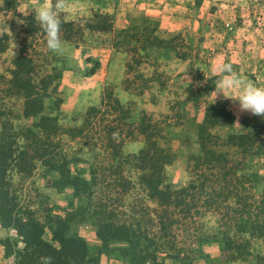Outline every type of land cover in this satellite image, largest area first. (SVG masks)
I'll return each mask as SVG.
<instances>
[{"label": "rangeland", "instance_id": "rangeland-1", "mask_svg": "<svg viewBox=\"0 0 264 264\" xmlns=\"http://www.w3.org/2000/svg\"><path fill=\"white\" fill-rule=\"evenodd\" d=\"M120 1L105 0L98 7L96 0H68L69 7L61 13L64 50L56 54L47 48L45 34L34 20L32 9L42 0H0V121L12 124L0 125V133H15L17 139V162L7 174L17 198V215L25 219L24 214L31 213L43 225L42 237L34 242L43 247L59 246L53 231L62 229L64 221V235L84 239L90 257L97 259L95 264H264V239L244 226L249 216L242 215V228L236 222L243 202L257 209L264 196V117L241 113L238 102L222 97L212 103L209 95L219 79L210 76L209 66L221 54L243 78L264 87V65L256 63L263 59L259 50L243 47L245 28H254L259 20L244 24V3L239 9L242 16L237 11L236 16L217 17L214 9L219 6L206 0H171L181 3L187 14L192 6L199 7L203 17L198 18L202 21L198 30L189 25L190 17L186 29L170 30L169 23L165 25L159 16H146L144 9L132 10L135 24L116 28L114 9L125 11V2L119 6ZM254 3L251 7L257 13ZM174 7L171 11L177 12ZM254 38L252 34L251 43ZM22 54L32 60L30 72L23 76L38 85L39 94L29 99L12 83L15 63ZM110 90L130 113L127 121L114 123H122L116 125L122 130L113 134L123 144L122 158L145 147L138 127L143 114L151 116L164 129L154 140L170 146L175 156L164 176H152L133 162L115 159L107 147L113 126L109 123L119 116L109 106L106 95ZM209 107L213 111L206 123ZM34 115L57 119V134L43 139L49 142L50 152L58 154L56 159L59 152L68 159L73 175L91 179L92 168H104L97 174L100 185L80 193L61 186L52 156L40 159L33 137L27 139L39 131ZM218 119L223 124L214 126ZM207 134L212 136L209 145L226 153L239 169L241 206L235 203V195L222 196L221 204L209 208L206 196L197 194L189 215L185 210L178 212V223L165 235L160 226L159 193L165 184L183 188L191 181L200 183L191 158L202 155V136ZM241 134L250 141L248 146L232 147L230 135ZM101 204L109 205L111 212L103 221L137 234L138 252L132 251L126 238H117L115 231L107 235L106 243L102 241L97 232L100 220L92 218ZM251 213L253 221H264V214L253 209ZM228 239L241 241L248 253L227 249L223 242ZM34 251L16 227H3L0 222V264H30Z\"/></svg>", "mask_w": 264, "mask_h": 264}, {"label": "trees", "instance_id": "trees-1", "mask_svg": "<svg viewBox=\"0 0 264 264\" xmlns=\"http://www.w3.org/2000/svg\"><path fill=\"white\" fill-rule=\"evenodd\" d=\"M65 25V23H63ZM15 80L13 87L18 93L23 95L26 99L32 98L38 95V85L33 81V79L24 77V73L30 72L32 67V60L26 55H21L18 61L15 63ZM106 97L109 100V106L111 111L118 112L119 116L114 118V120L109 123L113 125L110 127L109 138L107 141V147L112 149L114 158H122V142L116 141L113 134H116L118 130H122L119 126L122 123L117 124L120 121H127L130 118V113L122 105L119 98L114 97L113 91H109ZM212 108H208L206 114L205 122L211 120L210 114ZM34 121L36 127L39 128L38 132H31V135L27 139L29 140L33 137L34 150L38 154L40 159L48 158L49 156L53 158V167L60 175L61 186H71L73 189L80 193V191H89L93 187L100 185L97 179V174L99 171H104L103 167H98L91 169V179H86L82 176H75L71 172L70 162L68 159L60 154V160L57 158L58 154L50 152V144L43 139L44 135L49 138L53 137L59 130L58 122L56 118L42 115H34ZM231 119L229 113L226 115V119ZM117 122L116 124H114ZM230 123V122H228ZM223 120L213 121V125H222ZM0 125H12L11 123H2ZM119 125V126H116ZM4 127V126H3ZM139 133L145 137V147L138 153L131 155L129 157L122 158L123 163L134 164L136 168H141L142 170L149 171L150 175H162L167 166H169L174 160L175 156L172 148L168 145L164 147L159 145L154 139L159 136L164 129L160 127L159 122H153L152 117L143 114L142 119L139 123ZM7 129V128H3ZM134 132L130 133V137L133 138ZM4 133H0V222L3 227L14 226L16 227L18 233L26 240V244L35 248L33 258L29 262L30 264H47V258H51V264H95L97 262L96 258L90 257L89 248L87 243L81 237H68L64 235L63 227L65 222H60L62 229H54L53 234L55 240L58 242V247L53 245H44L45 247L37 244L38 239L43 235L44 227L31 213H25L26 218L23 219L21 216L17 215V198L10 189V184L7 178L8 171L16 162V152H17V139L16 135L9 134L3 136ZM212 136L207 134L202 136L201 151L202 155L197 157H192L194 162V170L197 172V177L200 183L191 181L186 187L175 188L170 184H165L163 189L160 191L158 196V204L161 210L159 215L160 226L165 235H168L173 227L178 223L177 215L181 210H185L188 215L195 206L194 201L198 195H204L206 198L205 206L211 208L212 206H217L222 203L219 198L225 196L234 197L237 196L236 204L241 206L240 195H239V184H242L241 179L237 177L238 170L234 164L228 158V155L222 151L214 149L213 145H209ZM229 143L231 146H236L242 148L243 146H248V138L245 135H230ZM252 147L254 143L251 144ZM52 147L56 145L51 143ZM57 147V146H56ZM58 148V147H57ZM22 155L26 154V151H21ZM23 161V159H22ZM218 185L216 186V184ZM238 183V184H237ZM228 191V194L226 192ZM215 200V201H213ZM227 200V199H226ZM239 200V201H238ZM109 205L101 204L96 205L97 210L94 211L92 218L98 219L100 221L98 224L97 232L104 243L108 241V236L111 231H115V236L117 238H126L127 241L132 245V251L138 252L140 249V240L134 231H129L125 226L114 227L113 225L103 221L104 219H109L110 213L107 208ZM242 208L240 209V218L236 221L239 222V228H242V215H248L249 217L245 221V229H249V232L253 235H257L264 239V221L262 218L253 221L251 218L252 209L259 215L264 214V196L261 197L257 209L253 207L252 203L243 202ZM246 213V214H245ZM60 226V227H61ZM106 230V231H104ZM106 234V235H105ZM108 235V236H107ZM227 249H235L240 255H244L243 252H247V249L242 250V242L235 241V239H228L223 242ZM246 245H250L249 241H246ZM28 248V252H29ZM142 251V250H141ZM32 255V254H31Z\"/></svg>", "mask_w": 264, "mask_h": 264}, {"label": "crops", "instance_id": "crops-1", "mask_svg": "<svg viewBox=\"0 0 264 264\" xmlns=\"http://www.w3.org/2000/svg\"><path fill=\"white\" fill-rule=\"evenodd\" d=\"M171 0H124V7L125 11L122 10H115L114 9V24L116 28H128L131 25L135 24L134 23V11L132 10H146L147 12L145 13L146 16H159L162 18V20L165 22V25L168 23L170 24V30H175L174 27H176L177 30H180L182 26H184L181 29H186L188 26V17H190L189 25L192 26L194 24V30H198L199 26L201 25L202 21L198 20V18H202V15H199V7L198 6H192L188 11L190 13L187 14V10H183V7L181 3L177 5V3H170ZM255 2L254 4L256 5L255 7L258 8L257 13L252 9V2ZM116 2V1H115ZM114 2V4H115ZM182 2V1H180ZM206 2L209 4L217 5L219 6V9H214V12L216 13V16H229L230 14L234 16L235 13L237 12V16H242V3H244V7H247L244 9V17L246 18L245 23H250L251 19H258L256 23V28H245L244 32V46L246 49L247 47L255 48V51L258 52V55L261 56L259 61L257 60L256 63L258 62L261 67L264 65V0H206ZM205 2V3H206ZM121 6L123 4V1H120ZM183 3V2H182ZM257 3V4H256ZM97 6H104L105 0H96ZM176 6L177 12L171 11L172 9L174 10ZM127 7V9H126ZM243 7V8H244ZM104 9V8H103ZM186 9V8H185ZM239 9L241 11H239ZM182 10V11H181ZM203 10V7L200 9ZM132 11V12H131ZM135 11V12H136ZM181 11V12H180ZM113 13V11H112ZM132 13V14H131ZM156 14V15H155ZM213 15V14H210ZM197 17L196 20H194ZM194 18V19H193ZM232 18V17H230ZM258 25V27H257ZM172 28V29H171ZM247 31V32H246ZM164 32H166L164 30ZM237 32V31H236ZM255 35V38L253 40L254 43H251L250 41V36ZM244 48V49H245ZM245 49V50H246ZM222 55V54H221ZM218 56V58H215L211 65L209 66L210 70V76L213 77H218L219 73L216 71V68L218 65L225 63L226 62V55L224 54L222 56ZM257 55V54H256ZM222 57V59H221ZM257 58V57H256ZM255 63V64H256ZM261 72V71H260ZM261 74L264 76V69L262 70Z\"/></svg>", "mask_w": 264, "mask_h": 264}, {"label": "clouds", "instance_id": "clouds-1", "mask_svg": "<svg viewBox=\"0 0 264 264\" xmlns=\"http://www.w3.org/2000/svg\"><path fill=\"white\" fill-rule=\"evenodd\" d=\"M69 7L68 0H42L33 8L34 20L43 30L46 37L47 48L56 54L63 53L61 39V13ZM219 79L215 83V90L209 95L215 103L219 98L238 102V111L247 112L255 116L264 117V87L257 86L255 82L243 78L231 63H222L217 66ZM239 117H237L238 123ZM51 264V258H47Z\"/></svg>", "mask_w": 264, "mask_h": 264}]
</instances>
